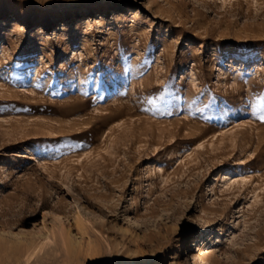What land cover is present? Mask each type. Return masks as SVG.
<instances>
[{
  "label": "rangeland",
  "instance_id": "374dc122",
  "mask_svg": "<svg viewBox=\"0 0 264 264\" xmlns=\"http://www.w3.org/2000/svg\"><path fill=\"white\" fill-rule=\"evenodd\" d=\"M262 117L264 0H0V264H264Z\"/></svg>",
  "mask_w": 264,
  "mask_h": 264
},
{
  "label": "bare ground",
  "instance_id": "6f19581e",
  "mask_svg": "<svg viewBox=\"0 0 264 264\" xmlns=\"http://www.w3.org/2000/svg\"><path fill=\"white\" fill-rule=\"evenodd\" d=\"M257 51V50H256ZM253 52V50H252ZM238 176V175H237ZM235 177V176H234ZM233 176H228L225 180H224V185L225 186H228L230 184H232L235 180L233 179L234 178ZM245 180V179H244ZM21 231V230H19ZM14 232V236L16 237V240L19 241V243H28L27 245V252H28V256H32L33 254H35L37 251L41 250V248L44 246L45 242L47 240H49V236H45V237H38V238H32L30 237L28 240L25 239L26 236H21V234L24 233L23 232ZM24 237V238H23ZM63 237V242L64 241H68L70 243V238L69 237H65L64 235H62ZM0 239H3V236L0 235ZM192 246V249L187 251V255H186V258L189 261L190 264H192L193 262H195L196 258H197V255H198V251H199V244L197 241L194 240V243L191 244ZM16 249V247H15ZM177 264V263H175Z\"/></svg>",
  "mask_w": 264,
  "mask_h": 264
},
{
  "label": "snow or ice",
  "instance_id": "6c2138e0",
  "mask_svg": "<svg viewBox=\"0 0 264 264\" xmlns=\"http://www.w3.org/2000/svg\"><path fill=\"white\" fill-rule=\"evenodd\" d=\"M262 119H264V117H262Z\"/></svg>",
  "mask_w": 264,
  "mask_h": 264
}]
</instances>
